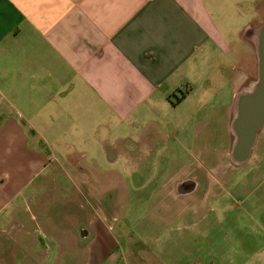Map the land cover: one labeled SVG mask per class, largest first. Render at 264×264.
Instances as JSON below:
<instances>
[{"label": "crops", "instance_id": "crops-1", "mask_svg": "<svg viewBox=\"0 0 264 264\" xmlns=\"http://www.w3.org/2000/svg\"><path fill=\"white\" fill-rule=\"evenodd\" d=\"M214 18L207 0H0L2 251L10 250L4 235L12 224L18 247L35 257L39 223L14 212L11 221L8 209L27 189L35 193L33 179L45 170L42 165L66 162L83 177L87 156L101 160L113 152L136 161L159 152L155 157L164 159L182 126L180 107L220 81L225 83L217 92L229 99L211 103L226 114L231 129L225 155L248 168L240 202L217 222L225 233L210 232L209 247H196L190 262L264 264V126L245 160L239 162L235 150L241 100L256 80L250 73L251 25L233 39L231 26ZM214 166L198 175L203 178L179 180L175 191L183 196L205 188L212 194L214 177L228 175L218 162ZM192 205L202 209V203ZM92 228L97 264L115 260L100 221ZM89 234L83 230L79 237Z\"/></svg>", "mask_w": 264, "mask_h": 264}, {"label": "rangeland", "instance_id": "rangeland-1", "mask_svg": "<svg viewBox=\"0 0 264 264\" xmlns=\"http://www.w3.org/2000/svg\"><path fill=\"white\" fill-rule=\"evenodd\" d=\"M207 5L214 20L231 26L230 38H238L243 25L250 23L254 42L250 73L257 80L256 35L264 23V0H207ZM256 80L251 79L250 88ZM221 83L225 82L212 81L209 90L194 92L190 97L194 107L191 101L180 107L178 122L182 126L170 147L166 146L164 159L155 157L159 152L154 159L136 161L113 152L102 155L101 160L87 156L82 162L87 169L83 177L68 169L66 162L51 160L42 165L45 170L33 179L35 193L27 189L8 209L11 221L14 212L39 223L35 257H28L18 247L16 226L10 224L11 237L4 235L10 250L0 247V264H97L100 257H92L91 244L96 231L91 228L99 221L109 240L112 238L109 249L117 254L115 260L107 258L103 264H191L196 247H209L206 237L210 232L225 233L217 222L240 202L237 196L248 168L246 162L236 164L225 155L231 129L226 114L211 103L229 99L224 92H217ZM217 162L228 175L227 179L214 177V193L200 188L180 196L175 191L179 180L203 178L198 175ZM53 168L58 170L56 176L49 174ZM193 202L202 203V209H193ZM199 217L203 218L201 224ZM83 230L90 233L84 239L79 237Z\"/></svg>", "mask_w": 264, "mask_h": 264}, {"label": "water", "instance_id": "water-1", "mask_svg": "<svg viewBox=\"0 0 264 264\" xmlns=\"http://www.w3.org/2000/svg\"><path fill=\"white\" fill-rule=\"evenodd\" d=\"M258 58L257 80L251 91L242 98V110L236 122V159L241 162L247 158L256 134L264 126V23L256 35Z\"/></svg>", "mask_w": 264, "mask_h": 264}]
</instances>
